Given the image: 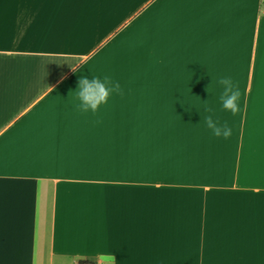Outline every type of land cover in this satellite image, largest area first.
<instances>
[{
    "label": "crops",
    "instance_id": "obj_1",
    "mask_svg": "<svg viewBox=\"0 0 264 264\" xmlns=\"http://www.w3.org/2000/svg\"><path fill=\"white\" fill-rule=\"evenodd\" d=\"M145 15L146 56L121 93L97 113L76 107L77 84L55 93ZM109 251L264 264V0H0V264Z\"/></svg>",
    "mask_w": 264,
    "mask_h": 264
},
{
    "label": "clouds",
    "instance_id": "obj_2",
    "mask_svg": "<svg viewBox=\"0 0 264 264\" xmlns=\"http://www.w3.org/2000/svg\"><path fill=\"white\" fill-rule=\"evenodd\" d=\"M72 66L75 67V64ZM219 84L223 89L220 96L223 109L235 115L240 109L239 101L241 93L238 86L233 82V79L230 76L221 77ZM208 89L209 87L206 89L207 92ZM75 92L77 93L79 100L76 107L79 110L83 112L97 113L102 106L108 104L110 97L114 93L122 92V87L118 81L113 80L108 75H91V78H89L85 72L80 71V74L78 75V86ZM186 108L191 109V107ZM189 112H191V110ZM200 115L202 117V121L206 123L207 128L211 131L213 136L228 139L232 135V128L228 126L227 123H219L218 120H216L211 114L205 116L200 113ZM100 255L106 264H118L114 256V252L109 251L101 253Z\"/></svg>",
    "mask_w": 264,
    "mask_h": 264
},
{
    "label": "rangeland",
    "instance_id": "obj_3",
    "mask_svg": "<svg viewBox=\"0 0 264 264\" xmlns=\"http://www.w3.org/2000/svg\"><path fill=\"white\" fill-rule=\"evenodd\" d=\"M125 35V36H124ZM147 50V18L146 15L137 19L136 23L119 37V51H115L103 59L99 56L88 68L78 70L65 79L55 93L65 91L71 84L78 85V75L81 72L91 78V75H108L119 82H132V69L143 61Z\"/></svg>",
    "mask_w": 264,
    "mask_h": 264
},
{
    "label": "built area",
    "instance_id": "obj_4",
    "mask_svg": "<svg viewBox=\"0 0 264 264\" xmlns=\"http://www.w3.org/2000/svg\"><path fill=\"white\" fill-rule=\"evenodd\" d=\"M84 264H88V263H84Z\"/></svg>",
    "mask_w": 264,
    "mask_h": 264
}]
</instances>
